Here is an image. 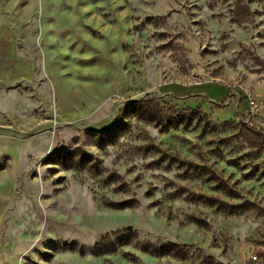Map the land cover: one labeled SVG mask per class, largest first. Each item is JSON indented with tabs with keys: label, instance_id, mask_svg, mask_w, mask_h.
I'll return each instance as SVG.
<instances>
[{
	"label": "rangeland",
	"instance_id": "rangeland-1",
	"mask_svg": "<svg viewBox=\"0 0 264 264\" xmlns=\"http://www.w3.org/2000/svg\"><path fill=\"white\" fill-rule=\"evenodd\" d=\"M0 264H264V0H0Z\"/></svg>",
	"mask_w": 264,
	"mask_h": 264
},
{
	"label": "trees",
	"instance_id": "trees-1",
	"mask_svg": "<svg viewBox=\"0 0 264 264\" xmlns=\"http://www.w3.org/2000/svg\"><path fill=\"white\" fill-rule=\"evenodd\" d=\"M132 110H133V111H134V110H135V111L138 110V112L136 111V113H137L138 116L141 117V118H147V119H150V120H154V119H155V118L153 119V117H155V116H153V115L150 116L149 118H148L147 116L145 117L146 113H148V112H147V110H144V109L142 108V106L139 105V104H134V105L132 106ZM150 115H151V114H150ZM181 119H183V117H181ZM163 123H164L163 120H159V121H158V124L161 125V126L163 125ZM169 123H171V124L173 123V124H174V127H176V125L178 124L177 120L174 119V118H170V119H169Z\"/></svg>",
	"mask_w": 264,
	"mask_h": 264
}]
</instances>
